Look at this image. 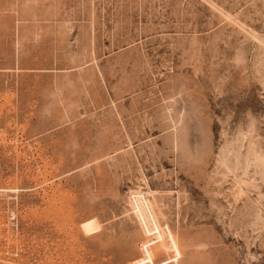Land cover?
<instances>
[{"label":"rangeland","instance_id":"rangeland-1","mask_svg":"<svg viewBox=\"0 0 264 264\" xmlns=\"http://www.w3.org/2000/svg\"><path fill=\"white\" fill-rule=\"evenodd\" d=\"M0 264H264V0H0Z\"/></svg>","mask_w":264,"mask_h":264}]
</instances>
